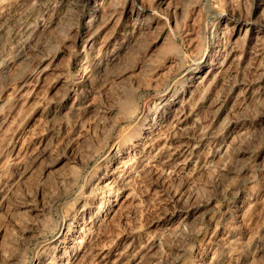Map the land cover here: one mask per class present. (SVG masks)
<instances>
[{"label": "rangeland", "instance_id": "obj_1", "mask_svg": "<svg viewBox=\"0 0 264 264\" xmlns=\"http://www.w3.org/2000/svg\"><path fill=\"white\" fill-rule=\"evenodd\" d=\"M42 1L6 3L0 37ZM96 1L46 16L29 59L0 46L11 57L0 75V264L37 262L77 196L73 230L45 264H264V0H106L105 42L92 45ZM78 68L94 86L85 99ZM190 69L200 72L182 90ZM126 99L132 112L172 103L138 138ZM92 171L101 191L82 196ZM85 232L90 248L74 257Z\"/></svg>", "mask_w": 264, "mask_h": 264}, {"label": "bare ground", "instance_id": "obj_2", "mask_svg": "<svg viewBox=\"0 0 264 264\" xmlns=\"http://www.w3.org/2000/svg\"><path fill=\"white\" fill-rule=\"evenodd\" d=\"M10 1H12V0H5L4 2L3 1L1 2V0H0V2H1L0 3V14H2L4 12L5 5H7L6 3H9ZM90 1L91 0H43L41 2V5H40L41 6V8H40L41 14L40 13H39V15L37 14L32 22H28L29 20L27 22L26 21L22 22V21H18V19L14 18L15 21H12L10 24H5L2 27V35L0 37V46L3 45V47H5V48L8 47V48L12 49L13 50V54H14V55H12V57H14V58H19L20 57V58H24L26 60V58H28L30 55L25 53V52H26L27 48L32 49L31 45H32V41L34 40V35H35L36 31H38V29L43 27V25L45 24L46 16H48L49 14H51V16H52V14L55 15V16H57V15L67 16L69 14L70 10L72 9V6H75V5L78 6L81 3H83V4L86 3L87 4ZM136 1H138V0H135V2ZM105 4H106V0H98L91 7V11H90L91 17L89 19L92 18L91 20L93 22V26L91 28H87L86 29L84 40H85V42H87V43L89 42L92 45H94V44L96 45V44H99V43L103 44V42H105L104 38H103V41L99 42L100 35H101V33L103 32V30L105 28L104 25H106V23L104 24V22H101L103 19H101V21H100L99 12H100L101 7L104 6ZM138 4H140V3H138ZM139 9H143L144 10V7H142V5H139ZM102 11H103V9H102ZM184 25H186V24H184ZM200 25H199L198 31L196 30L198 33H202L203 32L202 30L205 29V28L203 29V27L200 26ZM189 26H188V28H189ZM255 26H256V24L252 23L251 24V29L254 30ZM261 26H262L261 28H263V25H261ZM190 27H192V26H190ZM188 28H186V29H188ZM258 40H261V39H258ZM167 50H168V52L172 53V52L176 51V47L171 45V46L167 47ZM33 52L35 53V51H33ZM35 56L36 55H34V57ZM10 58L11 57L5 56L3 54V52L0 51V75L4 74L6 72V70H8L7 69L8 65L11 62ZM208 63L210 65L213 64V62L212 63L208 62ZM95 68H97V67H95ZM217 68H218V70H220L219 72H221L222 74L225 73V69H224V67H222V65L217 67ZM199 72H200V70H199ZM199 72L197 70H195V69H190L189 72L186 75H183L184 77H183V81L181 83L182 90H185L184 88H186V85H188L192 80H194ZM72 75H73V77L76 78V82L73 83L74 84L75 93L81 99L87 98L88 94H90V92H92L93 87H94V86H92L93 84H90V80H89L90 78H86L83 75V73L81 72L80 68L75 70L74 74H72ZM172 89L174 91H173L172 98L170 99L171 101L174 100V98L180 92L179 89H178V86H173ZM170 100L166 101L164 105H163L164 100H163V102H160V103H155V102L152 101L153 102V109H155V111L151 110L149 108V106L152 103L145 102L141 109H138V110H135L134 112H132L133 110L130 109V107L128 108L130 100L126 99L124 104H125V106H126L125 108L127 110H125V111H128L130 113L131 118L134 117L137 120L135 125L137 126L136 129H138L137 130L138 131V138L141 137L142 132H143L148 120H150V117L153 115V113L156 115L158 110L160 109V106L167 107V105H169V103L171 102ZM81 106H82V102L80 101L79 102V108H82ZM163 107H161V108L163 109ZM122 144H123L122 142H116L115 144L110 146V150L108 151V154L105 157V159L103 160V163H102L100 168L105 167L104 165L107 166L112 161H114V159L119 155V153L122 150ZM95 177H96V172H93V171L91 173L87 174L86 176H84V186L81 187L82 189L80 190V193L78 192L80 195L83 196V194L81 192H84V190L86 188H89V195L90 196H95V194L98 193V191H101V188L96 186L94 184V182H93ZM101 193L102 194H106V193H110V192H108L107 190H102ZM79 201L80 200L78 199V196L76 198L72 199L71 206H72L73 209L72 208L71 209L67 208V210L63 212L64 213V217H63V221H62V223L60 225V228H59V237H58V239L64 235V233H65L64 229L66 228V225H68L67 226V230H69V231L73 230L72 226H74V223L77 221L78 216H79V211H77L78 209L76 210V206H77V204H79ZM110 202H112V199H109L107 201V203H110ZM102 203L104 204V202H102ZM67 204H70V202H68ZM105 204H106V202H105ZM65 207H67V206L64 205V208ZM47 228H48V226H47ZM86 233L87 232L82 233L81 236L75 238L74 243L77 244V245L76 246H74V245L71 246L72 255H74V257L77 256V255L81 256V252L82 253L83 252L86 253L88 251V249L90 248L89 242L91 240L89 241V239H91V235H90V232H88L87 234ZM66 235H67V233H66ZM58 239H56L55 241L48 242L45 245V247L42 248V249H45L42 252H41V250L38 251V253L36 254L37 255L36 257H37L38 261L35 262L34 264H45V260L43 259L42 256L44 255V252H46V251L49 252L50 254L52 253L51 255L49 254L50 256H47L46 259H51V261L54 260L52 257H53V253L57 249ZM52 242L53 243L55 242V244H53ZM51 244H53V245H51ZM88 246H89V248H88Z\"/></svg>", "mask_w": 264, "mask_h": 264}]
</instances>
